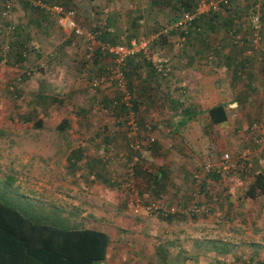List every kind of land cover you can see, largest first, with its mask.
I'll use <instances>...</instances> for the list:
<instances>
[{
  "label": "rangeland",
  "instance_id": "rangeland-1",
  "mask_svg": "<svg viewBox=\"0 0 264 264\" xmlns=\"http://www.w3.org/2000/svg\"><path fill=\"white\" fill-rule=\"evenodd\" d=\"M22 1L0 0V199L15 204L33 218L62 226L87 225L91 212H97L100 218L98 221L95 218L96 222L105 226L110 238L111 255L118 253L120 258L147 261V264H175L182 252H177L175 246L170 249L173 242L169 240L173 236L165 231L168 228L165 217L146 213L143 209L146 200H160L167 208L179 204L175 215L186 218L169 222L171 226L187 228L188 218L193 222L195 217L202 218L196 223L198 226H205V223L217 228L227 226L229 233L223 235L224 240L242 241L244 246L240 248L259 247L255 254L254 251H242L238 258L249 264H264V208L261 205L264 196L246 200L242 195L251 177L238 173L241 171L240 160L248 156L249 145L255 142L251 138L253 132L264 130L261 108L249 107L256 105V100L262 96L264 101V90L260 89L264 84V39L261 37V42L260 37L251 40L250 24H246L247 37L237 31L227 34L226 27L221 22L218 24L223 14L219 11L216 15L219 21L212 22V26L201 25V19L197 20L189 29L183 45L177 44L180 30L173 29L166 33L168 41L163 37L152 42L155 38H151V34L162 27L160 24L167 26L178 16L180 10L174 0H153V3L150 0H60L62 4H58L72 11L70 16L80 33L67 27L63 18L59 20L60 14L45 10L49 5L44 1L28 0L27 4ZM251 1L231 0V3L248 8ZM255 1L264 8V0ZM110 10L115 12V17L107 21L111 23L116 40L127 44L132 37L151 38L148 57L140 53L134 58V67L127 63L123 65V91L110 78L112 60L98 47L101 40L95 33L99 22H106ZM245 12L237 14V18L245 21ZM135 16H139L140 21L129 25L128 20ZM36 18L41 20V27L34 23ZM13 25L18 28V33L12 31ZM204 39L207 46L202 42ZM19 40H25L29 47L23 63H17L10 55V48ZM189 40L196 43L193 42L200 53L211 54L208 63L214 71L224 67L218 57L228 45L235 52L242 51L237 54L252 56L242 75L248 89L237 93L244 103L227 107L229 119L226 124L207 122L203 105L195 107V118L181 125L175 123L178 106L170 97L173 92L170 88L174 86L173 71L179 66L173 61L176 54H180L179 50L189 48L186 46ZM88 42L102 51L101 56L96 57L87 51ZM258 45L262 48L260 51ZM154 56L167 58V75L157 76L149 72ZM39 63L44 69L36 76L37 71L33 68ZM101 74L106 77L92 85V80ZM153 76L168 88L166 98L163 97L164 91L156 93L146 89L143 95L136 91L137 79L149 78L151 81ZM234 76L233 79L240 80L238 73ZM38 89L54 97L51 103L43 105L41 100L34 98ZM126 91L129 101L136 102L135 108L131 107L137 122L134 134L126 123L127 111L118 108ZM216 93L223 98L233 94ZM25 115L29 116L28 119L24 118ZM62 117L68 118V123L59 130L56 124ZM37 118L41 120L40 126L33 124ZM253 124L257 127L252 128ZM226 127L234 129L232 134H224ZM95 131L120 134L122 152L114 154L106 145L112 140L86 137ZM50 134L53 135L49 137ZM145 137L149 138L148 143ZM133 138L142 140L139 148L130 146ZM261 140L264 147V138ZM231 151L233 155H230ZM222 152L229 154L228 162L235 172L219 180L210 177L206 181L207 187L196 192L198 185L191 172L204 161L216 162ZM112 162H117L123 170L116 178L119 184L116 188L110 187L113 183L109 177L105 179L99 174L103 166L108 167ZM157 164H161L165 172L161 182L151 177L158 169ZM50 167H53L54 176L52 198L48 187ZM119 190L126 192L125 202H107L108 198L118 197L112 192ZM226 192L230 202L219 201ZM92 195L98 201L96 198L94 201ZM119 196L125 199L123 194ZM202 199L207 204L198 203L191 213L194 202ZM183 201L185 204L181 205ZM60 204L64 206L61 211ZM53 214L64 215V219H56ZM164 247L166 251L161 252ZM230 256L224 254L215 259L230 261ZM200 260L207 259L202 256Z\"/></svg>",
  "mask_w": 264,
  "mask_h": 264
},
{
  "label": "crops",
  "instance_id": "crops-1",
  "mask_svg": "<svg viewBox=\"0 0 264 264\" xmlns=\"http://www.w3.org/2000/svg\"><path fill=\"white\" fill-rule=\"evenodd\" d=\"M141 6V5H140ZM246 11L247 12V7L244 8L241 4H232L231 8L228 9L227 11H235V17L233 18V25H235L238 29L236 30L237 32H240L241 36L245 35V37H247L249 34L247 33V26L250 24L248 23L246 20L245 21H241V19L237 18L238 15L237 14H241L242 11ZM223 13L221 16H224L226 12H220ZM228 16V13H226ZM243 17V15H240V17ZM229 17V16H228ZM237 18V19H235ZM212 21L215 22V20H207L206 18L204 20L200 21V24L202 25V23H209ZM219 21V20H218ZM230 21V20H229ZM228 21V19H222V21L220 20L219 23L221 22V24L224 27H229V25H227L228 23H230ZM232 22V21H231ZM218 23V24H219ZM247 24V26H246ZM251 25V24H250ZM240 27L242 30H239ZM235 31V32H236ZM264 32V28L261 29V33ZM242 32V33H241ZM228 34V31L226 32ZM264 39V33L263 35L260 34V42L262 38ZM226 39V36H225ZM246 38H244L245 40ZM169 38H166V41H168ZM207 41L206 39H204V42ZM193 40L190 42L189 40V45L187 44L186 46H189V48H183L181 50H179L180 54H176L175 56V61H173L177 66H181L180 68L178 67L175 72L173 71L174 75L172 77V79H174L173 82V88L171 86L170 91L173 89L172 94H170V97H173V100H175V103L178 106V110H177V114H176V118H175V123L178 125H181L182 123L188 122L190 119L195 118L193 117L194 112L195 111V107L196 106H200L203 105V109H205L208 106L217 104V103H221L225 110H226V118L222 121H219L217 123H211V124H219V123H228V115H227V107L229 106H234V105H242L244 102L241 101L238 98V94L239 92L243 91H247L248 86L245 85L246 80L243 75L244 73V69H245V65L246 63L252 58L251 54H249L250 56L245 57L243 54H237V53H242L241 52H235L231 47L229 46L227 47L226 50H224V52H222L223 54H221L220 57V61L221 64H223L224 67H222V69L220 70H216L214 71V69L211 68V66L209 65L208 61L211 59V54L207 56V52H199L201 51L200 49H196L197 46H195L193 44ZM203 42V41H202ZM203 42V43H204ZM165 43V42H164ZM195 43V42H194ZM196 44V43H195ZM236 45V44H235ZM259 49H262L260 45H258ZM257 48V49H258ZM232 49V50H230ZM258 49V50H259ZM260 51V50H259ZM245 53V50H244ZM261 53V52H260ZM206 55V56H205ZM248 55V54H246ZM184 56V57H181ZM205 56L203 59L201 57ZM205 66V67H204ZM151 74L154 75H167L166 73L162 74L160 72H152L149 71ZM239 75V79L240 80H236L233 79L234 74ZM231 75V76H230ZM45 76V75H44ZM157 76H153L152 80L150 81L149 78H145L144 80L141 78V80H136V84L135 85V89L137 92H141L140 94H146V89H151L154 90L156 93L157 92H163V97H167L168 96V88L166 86H163L164 83L162 84L161 82H159V79H157ZM214 78H213V77ZM248 76V74H247ZM140 77H144V75H140ZM235 78V76H234ZM247 79V78H246ZM248 81V80H247ZM146 82V84H145ZM149 83L154 84V85H149ZM148 84V85H147ZM254 89V88H252ZM260 89L264 90V84L260 85ZM217 91H223L224 95L227 96L228 92H233L232 96L230 97H226L223 98L222 96H220L218 93H216ZM174 95V96H171ZM186 97V99H185ZM259 98V97H258ZM249 107H257V108H261V110L259 111L263 117H264V101H263V96L262 98L260 97L259 99L256 100V105H249ZM186 109L189 112H192L191 115L187 114L188 112L186 111ZM205 113V111H204ZM206 118V116H205ZM68 119V118H67ZM264 120V119H262ZM207 121V118H206ZM80 122V121H78ZM208 122V121H207ZM256 128L257 126H252V128ZM262 127V126H261ZM234 130V129H232ZM232 130H230L228 127H226L224 129V134H232ZM264 130L260 129V132H253V136H251V138H254V144L253 142L249 145V152H248V158L252 164V168L253 170H257V169H261L264 170V147H263V142L261 140V138H264V133L261 134V132H263ZM61 131H58L57 133H59ZM106 132H98L95 131L94 133H91V135L86 136L87 138H92L94 140L96 139H103L106 138L108 140H112V142L106 144L107 146H109L110 148L113 149V153L114 154H120L122 151L120 150V141L119 139L121 138L120 134H117L116 132H108V134H104ZM53 134H50L49 137H51ZM85 137L84 135L82 136V138ZM226 138H229V136H226ZM248 149V148H247ZM256 149V150H255ZM52 154V152H50V155ZM233 155V152L231 151V154ZM50 171V173H48V176L51 177L50 179V185L49 187V193L51 195V198L54 195V184L52 183L53 181V167L51 169H48ZM123 172L122 167L120 165H117V162H112L110 164V166L102 167V170L99 171L100 176L104 177L105 179L109 177L110 181L114 184H112L110 187H114L116 188L117 186H119L117 179L119 177V174H121ZM206 183V181H205ZM58 186V184L56 185ZM94 193V192H93ZM114 193V194H113ZM113 195H118V197L114 196V198H108L107 202H121L124 203L126 198H127V194L126 192L119 190L112 192ZM111 193H109L108 195L112 196ZM123 194V196L125 197V199L122 196H119ZM95 198L98 201V198L95 195H92V199L95 201ZM129 198L132 199L131 194H129ZM244 198L246 200H249L250 198L248 196H244ZM214 199V198H213ZM222 198L219 199V201H227L230 202V197L228 196V193H224L223 199ZM255 200V198H251L250 201ZM68 202V200H66ZM218 200H216V202H219ZM227 202V203H228ZM200 205H206L207 201L203 200L200 202H197ZM13 204V203H11ZM14 206H16L15 204H13ZM17 207V206H16ZM62 207H64L63 205L60 204L59 208L60 211L62 210ZM207 209V208H206ZM91 217L89 218L87 225H82L79 227H92V228H96V229H100L105 231L107 234L108 232L106 231L105 226H101L102 224L100 223V225L96 222V219L98 221V218H100L97 215V212L92 211L91 212ZM207 214V213H206ZM54 218L58 219V218H63V216L59 215V214H53ZM203 217V216H202ZM96 218V219H95ZM186 217H174L173 219L170 220H166V226L168 228L165 229V231L171 232L173 238H171V242H173V245L169 246L170 249H172L174 246L176 247V251L177 252H182L180 258L178 259L177 263L175 264H220L218 261H216L215 258L220 257L221 255H230L231 254V259L230 262L231 264H244L243 261H241V258H237L238 255H240L239 253H241L242 251L244 252H252L255 254L256 251L258 250L259 247L257 246H251V247H247L245 246V248H240L242 246H244V244L242 243V241H227L224 240L223 235H228L229 232H227L228 227L227 226H223L220 228L217 227H212V226H208L205 223V226L203 225H196V223H198L199 219L202 218H198L195 217L194 221L192 222L191 219L188 218L187 223L189 224V226L187 228H184L182 226L179 227H173L169 224V222L175 221L178 222V220L181 219H185ZM64 219V218H63ZM67 219V218H66ZM192 222V223H191ZM180 223V222H179ZM228 224V223H227ZM180 225V224H178ZM207 225V226H206ZM211 225V224H210ZM239 229V228H237ZM240 230V229H239ZM109 237V235H108ZM110 238L108 240V243L106 245V252H105V257L103 259H101L99 264H147V261L142 262L141 260H134L133 258L130 260L123 259L120 258V255L118 253H116V255H111V251H110ZM238 245V246H237ZM253 245V244H252ZM240 246V247H239ZM165 248V247H164ZM248 248V249H247ZM243 252V253H244ZM201 253L203 255H201ZM179 254V253H178ZM206 255V256H205ZM203 256V258L206 257L207 260H200V258ZM247 257L249 258L250 255ZM248 260V259H246ZM222 264V263H221Z\"/></svg>",
  "mask_w": 264,
  "mask_h": 264
},
{
  "label": "trees",
  "instance_id": "trees-1",
  "mask_svg": "<svg viewBox=\"0 0 264 264\" xmlns=\"http://www.w3.org/2000/svg\"><path fill=\"white\" fill-rule=\"evenodd\" d=\"M42 1L47 3L49 6H51L52 4H58V2L62 4L60 0H52V1L42 0ZM246 1L247 0H245V2ZM150 2L153 3V0H150ZM255 2H256L255 0H252L249 3V7L247 8V13L245 12V17H246V21L249 23L248 12L253 11L254 9L258 11L259 25L257 28V33H258V37H260L261 29L264 28V8L262 5L260 6V4H258V7L256 8L254 5ZM22 3L27 4L28 0H23ZM173 3L179 7V10L192 11L194 8L193 0H174ZM213 4H214L213 8H209L207 11L195 15L187 25L186 31L180 30V35H183L184 38L181 44L177 43L178 45H183L185 43V37H187L189 33V29L191 28L192 25L196 23L197 20L200 19L204 20V18H207V20L210 19L212 20L213 18V20L217 22L218 19L216 18V15L219 14V11L228 13L229 17L227 16L226 13H224L225 14L224 16H220V20L222 21V19L225 18L228 19V21L230 20L229 21L230 23L227 24L229 25V27H226L229 34H232V32L238 29L235 25H233L234 22L233 18L235 17L234 16L235 11L232 12L227 11L228 9L231 8V5L234 3H231V0H226V1L218 0V2H215ZM1 6L2 8H4L3 4H1ZM33 7L34 6H31V8ZM45 10L50 11L49 7H47ZM100 11L102 12V8H99V12ZM106 16L108 17V19L106 17V22H103L104 24L103 23L101 24L99 22V24L96 26L95 33L97 34L99 40L118 42V40L115 39L114 36L115 34L113 32L114 30L110 26L111 23L107 21L109 19L111 21L114 19L115 12H112L110 10L109 12H107ZM137 17L139 16L130 18L128 20L129 22L127 21L128 24L133 25L134 23H136L135 22L136 20L140 21V19ZM34 23L38 27L42 26L41 25L42 22L39 18H36L34 20ZM206 24H210L212 26L211 22L209 23L207 22ZM163 25L160 24V26ZM12 31L18 33V28L15 25H13ZM168 31L169 30H167L164 33H158L157 37H155V40L152 42H157V40L162 39L163 37H165V39L168 38V36L166 35ZM195 33L199 34V31L195 30ZM44 35L46 36L45 32ZM15 39L16 38H14L13 40L14 42ZM204 44L207 46V41H205ZM149 46L150 43L148 44V47ZM28 49L29 47L27 46L26 41L19 40L17 41V43L14 44V46L10 48V55H12L13 60H15L17 63L20 62L23 63L26 60L29 51ZM87 51L93 53L96 57L101 56V52H102L98 48H94V47H92L91 50H87ZM140 53L141 52H136L135 54L128 56L124 60V64L127 63L131 65V67H134V65H136L134 58L140 55ZM43 69L44 67L42 66V64L39 63L35 65L33 71H37V73H35L34 75L37 76L39 73H41V71H43ZM149 69L150 71L154 72V68L152 65L149 66ZM40 81L43 82L42 80ZM43 85L44 83L42 84V86ZM33 95L35 99L41 100L43 105H47L51 103V100L54 98L51 97V95L45 93L44 91H41L40 89H38L37 92L34 93ZM119 103L120 106L118 107L116 105L115 107H118L122 111L123 110L127 111L125 104L122 101H120ZM131 103H132L131 107L135 108L136 106L135 100H132ZM186 111L188 112L187 114L189 115L192 114V112H189L187 109ZM204 111L207 121L209 123H217L226 118V110L221 103L208 106L205 108ZM28 117L29 116L27 115L24 116L25 119H28ZM67 123H68V119L66 117H62L59 120V122L56 124V127L59 130H62V127ZM33 124L35 126H40L41 120L37 118L33 121ZM148 142L149 141H147V143ZM235 160L237 161V159ZM157 165H158L157 166L158 169L153 173L151 177L152 179L161 182V179L165 176L164 174L165 172L162 170L161 164H157ZM229 167L230 168L228 169L225 176L235 172V169L232 164H230ZM239 169L242 171V172L238 171L240 175L242 174V176L251 177V179L248 181L245 187L242 196H248L250 199L257 198L258 196H264V170L261 169L253 170L252 164L247 156H243V158L240 160ZM192 173L193 171L191 172V174ZM225 176L222 177L215 170L209 171L208 173L202 175L201 182L197 184L198 186L195 187L196 192H198L200 189H205L207 187L205 181H207V179H209L210 177L219 180L220 178H224ZM197 202L198 201L194 202L195 207L193 210L190 211L191 213H194L195 208L198 207ZM180 203L181 205L185 204L184 201ZM261 205L262 208H264V201L262 202ZM174 206L177 207V209H175L174 211H169L168 209L167 211H164V213H161L160 211V213L157 214L163 215L165 217L164 219L166 220L173 219L174 217H176L175 212L179 211L178 209L179 204L178 206L177 204H174ZM108 240H109L108 234L103 230L92 227H79L76 225L62 226L50 222H45L38 218H33L27 215L19 207L14 206L13 204H11L6 200L0 199V264H95L97 260H101L105 257L106 245L108 243ZM162 251H166V249L163 248L161 252ZM225 262H230V261L223 259L219 263L225 264Z\"/></svg>",
  "mask_w": 264,
  "mask_h": 264
},
{
  "label": "built area",
  "instance_id": "built-area-1",
  "mask_svg": "<svg viewBox=\"0 0 264 264\" xmlns=\"http://www.w3.org/2000/svg\"><path fill=\"white\" fill-rule=\"evenodd\" d=\"M226 1V0H223ZM194 8L192 11L188 10H180L178 13V16L167 26H162L157 32L151 34V38L157 37L158 33H164L167 30L175 29V30H183L186 31V27L189 24V22L192 20V18L199 14L207 11L209 8H213L214 4L210 0H193ZM255 7H258V3H254ZM51 11H54L57 14H60L58 17L59 20H62V18L65 20V25L69 27L73 32L80 33L81 30L79 27L75 24L73 19L71 18V10L64 9L60 4H52L51 6H48ZM103 11H106L104 8ZM248 20L249 23L252 26V36L251 40L256 41L258 39V33L257 28L259 25V18H258V11L253 10L248 12ZM110 29V28H109ZM151 38L148 37H132L129 40V43L125 44L123 42H109L106 40H101L98 42V47L102 49L104 52L108 53L111 60H112V67L110 68L111 76L110 78L113 79L116 86L120 90H125V80H124V72H123V65L124 60L136 52L143 53L146 57H148V43ZM184 36L180 35L178 37V43L181 44ZM87 48L89 50L92 49L91 43L88 42ZM151 63L154 68V71L160 72L162 74L166 73L169 69L168 67V61L166 57H160V56H154L151 58ZM99 77V78H98ZM97 79L92 80V85H96L98 82H100L103 78L106 76L101 74V76H98ZM127 109L126 118H127V124L128 128L130 129L131 133H135V130L137 128L136 122L134 120L133 111L131 109V101H129V95L128 92H124L123 99L121 100ZM114 103V101H113ZM255 126V124H253ZM149 139V138H148ZM147 137H145V142L149 141ZM151 139V138H150ZM142 144V140L138 138H133V140L130 142V146L134 149L139 148ZM229 154L227 152H222L219 156V159L214 162H204L199 167L195 168L193 170L192 176L194 179V182L196 184H199L202 180V175L208 173L211 170H215L218 172L222 177L225 176L227 173L229 167ZM143 209L148 214H157V213H164V211H174L177 209L176 206H171V208H167L165 204L162 203V201L157 199H147ZM193 209V208H190ZM225 264H230V262H225ZM245 264H249L248 261H245ZM254 264V263H253Z\"/></svg>",
  "mask_w": 264,
  "mask_h": 264
}]
</instances>
